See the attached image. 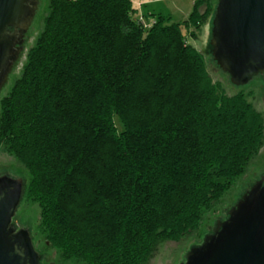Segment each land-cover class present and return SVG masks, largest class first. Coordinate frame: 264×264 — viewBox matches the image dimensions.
I'll return each instance as SVG.
<instances>
[{"label":"trees","instance_id":"16d2710c","mask_svg":"<svg viewBox=\"0 0 264 264\" xmlns=\"http://www.w3.org/2000/svg\"><path fill=\"white\" fill-rule=\"evenodd\" d=\"M216 7L196 0L188 19L148 27L133 0H49L0 101V147L29 171L24 195L63 259L150 264L200 228L260 153L263 115L214 82L189 42Z\"/></svg>","mask_w":264,"mask_h":264},{"label":"water","instance_id":"95a60500","mask_svg":"<svg viewBox=\"0 0 264 264\" xmlns=\"http://www.w3.org/2000/svg\"><path fill=\"white\" fill-rule=\"evenodd\" d=\"M39 4L0 0V92L21 56ZM211 25V63L229 75V84L239 89L264 75V0H219ZM24 190L23 179L0 176V264H41L31 231L13 224ZM185 264H264V176L190 251Z\"/></svg>","mask_w":264,"mask_h":264},{"label":"rangeland","instance_id":"374dc122","mask_svg":"<svg viewBox=\"0 0 264 264\" xmlns=\"http://www.w3.org/2000/svg\"><path fill=\"white\" fill-rule=\"evenodd\" d=\"M36 15L32 20L29 29L24 34L23 51L16 61V65L12 68L7 83L0 92V101L9 94L15 82L20 78L23 67L26 64L29 50L37 43L39 36L44 28V21L48 15L49 0H39ZM196 0H133L134 8L137 10L136 17L141 19L143 13L145 19L150 20L158 18L159 15L170 17L167 24L181 22L188 19L193 11ZM217 6L219 0H211ZM179 10V11H178ZM203 12V9L201 10ZM152 14L153 17L150 15ZM211 21L204 25L198 34V40L189 39L198 51L204 54L207 62L208 71L214 82L222 84L228 95H234L244 92L248 95L255 109L264 117V75H260L253 79L245 86L235 88L233 84H229V75L222 70H216L215 65L211 63L213 55L209 43L210 35H212ZM117 126L121 131L122 124L119 117L114 118ZM120 123V124H119ZM121 125V127H120ZM123 128V127H122ZM9 175L14 178L24 180L25 190L30 183L31 176L27 168L4 147H0V176ZM264 176V146L260 153L251 161L247 167L246 173L238 178L232 188L227 192L221 201L216 203L204 216L203 223L194 233L185 236L180 242H167L159 247L157 254L150 264H185L190 251L201 246L206 237L213 234L217 228L218 221L223 222L229 217L230 211L239 203L242 197ZM41 219V210L37 204L28 200L23 195L21 204L17 214L13 220V224L17 229L27 228L31 231L35 249L41 256V264H83L82 262L69 259L65 260L61 257L58 248L47 242L45 237L40 233L39 224Z\"/></svg>","mask_w":264,"mask_h":264},{"label":"crops","instance_id":"0c3cea01","mask_svg":"<svg viewBox=\"0 0 264 264\" xmlns=\"http://www.w3.org/2000/svg\"><path fill=\"white\" fill-rule=\"evenodd\" d=\"M195 4V3H194ZM137 11V10H136ZM179 11V10H178ZM192 13V12H191ZM152 17H153V15L152 14H150ZM190 16V15H189ZM145 14L143 13V16H142V20H143V22L146 24V26H148V27H150L154 22H155V20H156V18H152L151 19V21L150 20H147V19H145ZM165 17V16H164Z\"/></svg>","mask_w":264,"mask_h":264},{"label":"flooded vegetation","instance_id":"af4514ba","mask_svg":"<svg viewBox=\"0 0 264 264\" xmlns=\"http://www.w3.org/2000/svg\"><path fill=\"white\" fill-rule=\"evenodd\" d=\"M10 30H11V31H13V29H12V28H11ZM24 41H25V40H24Z\"/></svg>","mask_w":264,"mask_h":264}]
</instances>
